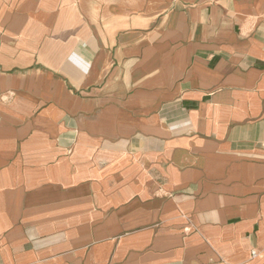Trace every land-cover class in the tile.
<instances>
[{
	"label": "crops",
	"instance_id": "obj_1",
	"mask_svg": "<svg viewBox=\"0 0 264 264\" xmlns=\"http://www.w3.org/2000/svg\"><path fill=\"white\" fill-rule=\"evenodd\" d=\"M0 264H264V0H0Z\"/></svg>",
	"mask_w": 264,
	"mask_h": 264
},
{
	"label": "built area",
	"instance_id": "obj_2",
	"mask_svg": "<svg viewBox=\"0 0 264 264\" xmlns=\"http://www.w3.org/2000/svg\"><path fill=\"white\" fill-rule=\"evenodd\" d=\"M253 254L256 255L255 252H253Z\"/></svg>",
	"mask_w": 264,
	"mask_h": 264
}]
</instances>
